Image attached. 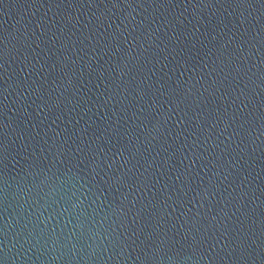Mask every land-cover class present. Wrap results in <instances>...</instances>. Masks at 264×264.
<instances>
[{
	"label": "water",
	"instance_id": "1",
	"mask_svg": "<svg viewBox=\"0 0 264 264\" xmlns=\"http://www.w3.org/2000/svg\"><path fill=\"white\" fill-rule=\"evenodd\" d=\"M0 264H264V0H0Z\"/></svg>",
	"mask_w": 264,
	"mask_h": 264
}]
</instances>
